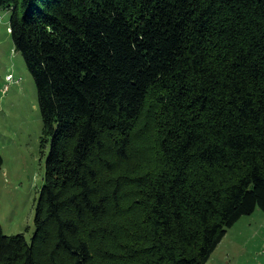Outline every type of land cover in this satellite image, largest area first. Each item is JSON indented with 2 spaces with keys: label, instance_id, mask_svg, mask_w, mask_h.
<instances>
[{
  "label": "trees",
  "instance_id": "trees-1",
  "mask_svg": "<svg viewBox=\"0 0 264 264\" xmlns=\"http://www.w3.org/2000/svg\"><path fill=\"white\" fill-rule=\"evenodd\" d=\"M0 8L48 149L36 230L0 224V264H206L264 212V0ZM110 154L127 167L115 174Z\"/></svg>",
  "mask_w": 264,
  "mask_h": 264
},
{
  "label": "rangeland",
  "instance_id": "rangeland-1",
  "mask_svg": "<svg viewBox=\"0 0 264 264\" xmlns=\"http://www.w3.org/2000/svg\"><path fill=\"white\" fill-rule=\"evenodd\" d=\"M11 13L9 8H0V224L4 234L23 233L30 240L36 230L48 149L41 147L43 120L36 84L10 36ZM140 158L146 160L147 156ZM109 160L115 164V174L128 164L127 160H115L112 154ZM145 162L141 161L138 173L149 165ZM107 177H111L109 173L103 174L102 187L108 184ZM131 189L125 190V195ZM263 248L264 212L257 210L228 231L206 264H264Z\"/></svg>",
  "mask_w": 264,
  "mask_h": 264
},
{
  "label": "crops",
  "instance_id": "crops-1",
  "mask_svg": "<svg viewBox=\"0 0 264 264\" xmlns=\"http://www.w3.org/2000/svg\"><path fill=\"white\" fill-rule=\"evenodd\" d=\"M243 218H244V217H242L241 219H243ZM241 219H239V220L237 221V223H238L239 221H241ZM237 223H235L231 228L236 227ZM231 228H230V229H231ZM230 229H229V230H230ZM229 230H228V231H229ZM228 231H227L226 235L224 236V239H222L221 242L219 243V245L217 246V248H218V247L220 246V244H222L223 241L225 240L226 236L228 235ZM217 248L215 249L214 252H216ZM263 249H264V248H263ZM262 251H263V250H262ZM212 254H214V253L212 252ZM212 254H211V255H212ZM210 258H211V257H210Z\"/></svg>",
  "mask_w": 264,
  "mask_h": 264
},
{
  "label": "built area",
  "instance_id": "built-area-1",
  "mask_svg": "<svg viewBox=\"0 0 264 264\" xmlns=\"http://www.w3.org/2000/svg\"><path fill=\"white\" fill-rule=\"evenodd\" d=\"M11 76H9L8 78L10 79ZM263 254H264V249H263Z\"/></svg>",
  "mask_w": 264,
  "mask_h": 264
}]
</instances>
